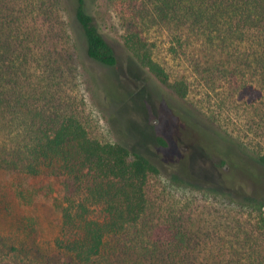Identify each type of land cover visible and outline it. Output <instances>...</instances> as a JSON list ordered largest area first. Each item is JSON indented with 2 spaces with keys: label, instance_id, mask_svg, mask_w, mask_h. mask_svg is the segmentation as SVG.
<instances>
[{
  "label": "trees",
  "instance_id": "obj_1",
  "mask_svg": "<svg viewBox=\"0 0 264 264\" xmlns=\"http://www.w3.org/2000/svg\"><path fill=\"white\" fill-rule=\"evenodd\" d=\"M87 3L0 0V60L4 76L15 80L11 93L22 100L19 105L31 95L26 88L31 64L53 63L52 53L63 46L58 43L62 35L68 34L72 42V30L64 23L68 14L86 57L104 67L117 66L118 57ZM125 4H130L132 30L124 37V47L175 97L185 100L189 83L184 77L173 78L170 68L156 59L159 44L148 37L151 32L168 39L171 54L186 55L198 65L202 54L210 66L242 73L239 102L252 97L262 110L264 0H127ZM71 45L77 46L75 40ZM66 53L64 47L62 56ZM207 136L206 150L223 180L205 193L214 205H228L234 212L207 209V217L184 227L175 217L174 205L162 209L150 202L151 183L163 174L160 165L132 151L125 139L102 142L72 115L36 130L24 147L25 172L57 178L62 193L61 227L54 242L61 258L42 264H264V153L241 139ZM20 156L17 151L10 159L2 158L0 166L9 169ZM176 176L169 183L181 179ZM157 214L165 224L157 225Z\"/></svg>",
  "mask_w": 264,
  "mask_h": 264
},
{
  "label": "rangeland",
  "instance_id": "obj_2",
  "mask_svg": "<svg viewBox=\"0 0 264 264\" xmlns=\"http://www.w3.org/2000/svg\"><path fill=\"white\" fill-rule=\"evenodd\" d=\"M126 2L87 3L118 57L115 68L86 57L69 14L64 23L72 30V42L68 34L62 35L58 43L63 46L52 53L53 63L31 64L26 79L31 95L26 104L19 105L20 97L11 93L15 80L4 76L0 60V162L17 151L23 157L9 169L0 166V263L42 264L48 258L56 262L61 258L54 244L61 227L60 181L45 174H27L23 154L36 130L54 126L64 115L81 120L90 135L102 142L123 138L132 151L154 159L163 174L151 183L150 202L162 209L174 205L175 217L184 227L207 217V209L234 212L228 205H214L205 193L223 180L205 147L208 134L222 140L241 139L264 153V105L258 110L252 97L239 102L243 74L210 66L202 54H198L199 65L186 55L171 54L168 39L151 32L148 37L159 44L156 59L170 68L173 78L184 77L189 83L188 97L178 99L139 67L124 47V37L132 30ZM74 40L76 47L71 45ZM64 47L67 53L62 56ZM38 90L41 93L35 94ZM176 175L181 179L169 183ZM154 218L158 226L165 224L158 214Z\"/></svg>",
  "mask_w": 264,
  "mask_h": 264
}]
</instances>
